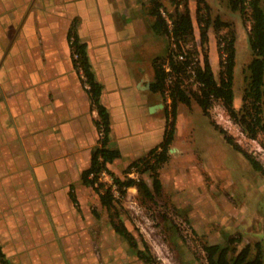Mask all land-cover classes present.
Wrapping results in <instances>:
<instances>
[{
    "label": "crops",
    "instance_id": "crops-1",
    "mask_svg": "<svg viewBox=\"0 0 264 264\" xmlns=\"http://www.w3.org/2000/svg\"><path fill=\"white\" fill-rule=\"evenodd\" d=\"M152 1L141 0L139 9L149 17L148 34L161 37L152 27ZM132 10L120 0H0V245L11 264H146L116 232L99 194L83 181L100 146L98 113L74 67L68 40L75 22L103 84L101 101L111 118L108 147L121 152L108 167L119 176L163 140L169 104L151 90L154 69L138 77L123 70L125 57L137 56L147 43L129 23ZM156 111L163 117L162 134L141 136L142 153L120 165L121 144L129 135L123 134V124L131 129L129 120L151 119ZM175 140L165 163L172 167Z\"/></svg>",
    "mask_w": 264,
    "mask_h": 264
},
{
    "label": "rangeland",
    "instance_id": "rangeland-1",
    "mask_svg": "<svg viewBox=\"0 0 264 264\" xmlns=\"http://www.w3.org/2000/svg\"><path fill=\"white\" fill-rule=\"evenodd\" d=\"M140 1L120 0L122 5L133 9L134 17L129 23L139 28L141 37L147 40L145 49L141 48L137 56L125 57L123 70H127L132 77H138L142 70L152 72L154 57L166 56L169 49L167 36L152 37L148 34L152 28L148 24L149 17L142 15L139 9ZM206 2L210 7L212 21L219 17L231 24L230 27L216 29L211 22L208 28V51L217 77L220 71V36L227 34L229 30L236 35L234 88L235 104L239 108L246 84V68L253 57L249 43L251 22L240 12L233 11L228 0ZM176 6L173 0H166L162 11L165 15L174 13ZM262 6L264 8V0ZM189 7L195 26V38H189L187 44L191 47L198 43L199 46L201 29L197 20V0H189ZM180 9L184 7L181 5ZM202 13H207L205 8ZM122 23L117 22V26L120 27ZM118 29L125 32L124 27ZM186 84L188 89L197 91V85L189 78ZM170 102L169 100L168 103ZM180 105L181 116L177 119L179 130L174 142V167L165 164L159 169L165 189L154 200L144 196L135 186L128 188L126 195L117 191V207L121 218L140 246L143 248V244H147L149 251L161 264H208L204 244L225 243L230 236L241 240L239 249L246 244L255 245L260 242L264 254V173L256 171L239 152L225 147L226 141L215 124L228 130L263 167L264 134H260L257 139L248 137L232 121L219 100L210 108V115H205L195 100L191 107ZM150 108V113L155 111ZM156 112L151 114V119L145 116L134 119L133 123L129 120L131 129L129 123L123 124V134L129 135L128 143L121 144L124 155L120 165L142 153L139 140L141 136L149 138L150 134L152 137L162 134V128L159 127L163 117L160 112ZM118 124L114 122L115 128ZM148 124L153 125L149 130ZM136 128H141L142 133H135ZM118 133L116 130V137L119 136ZM148 154L135 160L147 157ZM126 168L119 175L120 178H143L152 185V171L142 173V164L129 170Z\"/></svg>",
    "mask_w": 264,
    "mask_h": 264
},
{
    "label": "trees",
    "instance_id": "trees-1",
    "mask_svg": "<svg viewBox=\"0 0 264 264\" xmlns=\"http://www.w3.org/2000/svg\"><path fill=\"white\" fill-rule=\"evenodd\" d=\"M176 3L174 13L165 15L162 11L163 3L153 0L149 8L150 14L155 17L153 30L169 38L168 54L165 57L157 56L153 60L154 82L151 90L159 93L166 104L165 112L167 125L163 140L149 151L147 157L132 161L126 168L144 166L142 173L152 171V185L143 178L122 179L108 167L116 158L121 156L117 148L108 147L111 118L107 107L102 103L103 84L95 76L92 64L87 52V43L82 42L74 22L68 34V40L72 47L74 67L87 91L92 107L97 111L95 120L99 131L100 146L92 155L91 166L82 173L85 184L92 186L99 194L102 204L107 208L111 223L116 232L124 236L128 242L138 251V256L146 264H161L147 246H140L137 238L131 233L121 218V212L117 207L118 198L112 185L99 182L102 172H107L113 177V185L116 190L126 195L128 188L135 186L139 192L150 200L163 192L159 169L169 160V150L175 140L177 131L178 107L184 104L191 107L193 100L197 102L205 115H210V108L215 101H220L224 109L238 124L242 131L250 138L257 139L264 134V8L262 0H228L233 11L240 12L251 22L249 31V43L253 57L247 65L245 87L243 90L242 104L238 108L235 104V66H236V35L229 30L227 34L220 36L218 41L220 71L217 77L210 60L208 51V28L212 22L216 29L231 24L222 21L219 17L213 19L210 16V7L206 0H197V20L201 29V40L194 46H188L189 38H195V26L189 7V0H173ZM181 5L184 9H180ZM203 8L207 13H202ZM200 47V48H199ZM197 85V91L188 89L187 79ZM223 135L225 141L237 152L243 155L251 166L264 173V167L255 156L242 147L235 137L223 127L215 124ZM73 202L78 205L76 193H70ZM241 240L230 236L225 243L204 244L208 264H264L263 247L260 242L255 245L246 244L238 248ZM0 264H11L6 258L0 245Z\"/></svg>",
    "mask_w": 264,
    "mask_h": 264
},
{
    "label": "built area",
    "instance_id": "built-area-1",
    "mask_svg": "<svg viewBox=\"0 0 264 264\" xmlns=\"http://www.w3.org/2000/svg\"><path fill=\"white\" fill-rule=\"evenodd\" d=\"M107 175H110L109 173H107V172H102L101 173V175H100V180H99V182H104V183H106V182H108L106 179H104L103 177L104 176H107ZM110 178H111V180L108 182V185H112L113 186V188L115 189V193L117 194V190H116V186L115 185H113V177L110 175ZM110 183V184H109ZM107 184V183H106Z\"/></svg>",
    "mask_w": 264,
    "mask_h": 264
}]
</instances>
